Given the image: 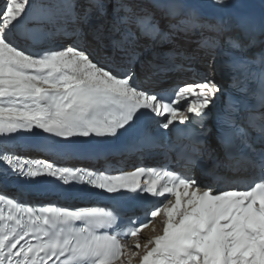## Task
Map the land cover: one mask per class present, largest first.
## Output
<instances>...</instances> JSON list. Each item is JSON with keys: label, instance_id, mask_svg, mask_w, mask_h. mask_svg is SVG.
<instances>
[{"label": "snow or ice", "instance_id": "obj_1", "mask_svg": "<svg viewBox=\"0 0 264 264\" xmlns=\"http://www.w3.org/2000/svg\"><path fill=\"white\" fill-rule=\"evenodd\" d=\"M214 2L222 6L227 0ZM93 19L100 21L90 31L103 56L78 40L32 50L16 35L22 21L35 22L42 32L52 24L54 32L71 28L81 35ZM236 27L239 34L226 37V48L221 43L225 22L205 19L192 0H0L3 174L85 183L134 200L140 209L128 214L120 200L108 208L37 205L0 189V264H264V112L240 116L239 102H226L217 139L227 160L239 158L230 165L218 161L202 178L167 165L89 170L63 164L74 138L137 132L145 114L160 118L156 123L162 130L185 126L180 143L167 144L179 160L195 164L205 152L212 155L205 121L222 89L211 74L194 73L165 88L141 81L136 65L151 53L153 61L163 59L149 61L154 74L185 73L191 70L186 63L201 53L209 68L227 56L242 84L239 90L247 93L255 83L251 95L264 107V51L245 54L257 42L264 45V18L257 25L241 16ZM196 32V47L182 49L181 42L192 43ZM190 124L197 127L188 129ZM34 130L41 132L37 147L54 156L17 155L9 146L16 134L35 135ZM184 135L196 146L189 149ZM164 140L145 125L131 147L151 154L165 148ZM242 163L257 175L245 180L221 174Z\"/></svg>", "mask_w": 264, "mask_h": 264}, {"label": "bare ground", "instance_id": "obj_2", "mask_svg": "<svg viewBox=\"0 0 264 264\" xmlns=\"http://www.w3.org/2000/svg\"><path fill=\"white\" fill-rule=\"evenodd\" d=\"M192 3H194L201 15L205 18L210 20L212 23H215L217 19H222L225 22V25L227 27V32L225 33V40L223 42V44L225 45V47L227 48V44H226V37L228 35H238L239 34V29L236 27L237 25V21L238 18L241 16H248L251 17L255 23L257 25H259V23L261 22V19L264 18V0H227V3L225 5H217L214 0H192ZM24 24L27 25H32L33 23H28L27 21H22ZM93 22H100V21H96L95 19L91 20L89 23H93ZM60 35H64L62 37H60L59 39H56L54 41V44H52L50 47L52 48H61V47H65L68 45H71L69 36H71V32H70V28L67 32L63 33L60 32ZM199 37V32H196L193 34L192 36V43L185 45L183 42H181V48H189L190 50L192 48L196 47L195 41L196 39ZM80 42V41H79ZM95 43V42H94ZM97 44V42H96ZM168 46V45H165ZM47 48H49V46H46ZM95 49H99V44H97L95 46ZM106 53L103 50H100V55L103 56ZM260 54V52L258 51L256 53V56H258ZM220 60L218 59V66L217 69L220 71H215V72H220L223 74V76H226L228 73H231V67L229 66V58L227 56H223V57H219ZM207 64V58L204 62H202L201 65H199L197 67V72H199L200 70L198 68H200L202 71H204V68ZM216 67V65H213L212 68ZM207 71V67L205 68ZM208 73H214L213 71H209ZM191 73L189 72H185L182 73L181 75L179 74H171L168 75L170 77H167L166 79L160 81V82H156V84L160 85V84H176L175 79L178 80L179 78L183 79L186 76H190ZM229 75V74H228ZM174 76V77H172ZM212 78L215 79V81L218 83V77L215 75H212ZM223 76L220 78L221 79V83L220 86H223L224 84H227V82H225V80L223 79ZM234 76V75H233ZM175 78V79H174ZM174 79V81H173ZM180 79V80H181ZM155 84V83H154ZM219 84V83H218ZM162 129H157V132H161ZM22 139L24 140V144L25 145H30V139L27 138L26 136H23ZM158 227V224H157ZM147 235L153 234L151 232H146Z\"/></svg>", "mask_w": 264, "mask_h": 264}, {"label": "rangeland", "instance_id": "obj_3", "mask_svg": "<svg viewBox=\"0 0 264 264\" xmlns=\"http://www.w3.org/2000/svg\"><path fill=\"white\" fill-rule=\"evenodd\" d=\"M240 1V0H238ZM83 2V0H81V3ZM229 3H230V0H229ZM208 64H206L205 68L207 67ZM204 68V71H202L203 73L206 72V69Z\"/></svg>", "mask_w": 264, "mask_h": 264}]
</instances>
